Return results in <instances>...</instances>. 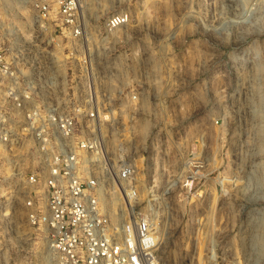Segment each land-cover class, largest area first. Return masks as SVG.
Returning <instances> with one entry per match:
<instances>
[{
    "label": "rangeland",
    "instance_id": "rangeland-1",
    "mask_svg": "<svg viewBox=\"0 0 264 264\" xmlns=\"http://www.w3.org/2000/svg\"><path fill=\"white\" fill-rule=\"evenodd\" d=\"M82 1L93 50L143 66L140 115L119 104L107 145L111 158L129 147L163 264H264V0ZM119 11L129 22L102 41L103 19ZM46 39L26 3L0 0L6 50L28 64ZM9 169L0 156V264H53L27 218L31 187Z\"/></svg>",
    "mask_w": 264,
    "mask_h": 264
},
{
    "label": "built area",
    "instance_id": "built-area-1",
    "mask_svg": "<svg viewBox=\"0 0 264 264\" xmlns=\"http://www.w3.org/2000/svg\"><path fill=\"white\" fill-rule=\"evenodd\" d=\"M20 1L49 47L27 64L0 44V156L9 178L31 187L29 223L53 264H163L158 227L137 205L129 147L108 154L119 104L127 118L140 115L139 57L130 69L106 62L98 42L93 50L85 23L95 17L82 0ZM129 20L126 11L106 16L101 40ZM120 76L128 80L121 90ZM113 197L121 199L114 207Z\"/></svg>",
    "mask_w": 264,
    "mask_h": 264
},
{
    "label": "bare ground",
    "instance_id": "bare-ground-1",
    "mask_svg": "<svg viewBox=\"0 0 264 264\" xmlns=\"http://www.w3.org/2000/svg\"><path fill=\"white\" fill-rule=\"evenodd\" d=\"M116 198V197H115ZM117 199V198H116Z\"/></svg>",
    "mask_w": 264,
    "mask_h": 264
}]
</instances>
